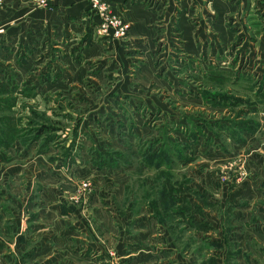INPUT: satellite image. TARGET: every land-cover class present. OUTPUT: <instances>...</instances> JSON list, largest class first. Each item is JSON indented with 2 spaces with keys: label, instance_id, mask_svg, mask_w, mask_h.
<instances>
[{
  "label": "rangeland",
  "instance_id": "1",
  "mask_svg": "<svg viewBox=\"0 0 264 264\" xmlns=\"http://www.w3.org/2000/svg\"><path fill=\"white\" fill-rule=\"evenodd\" d=\"M58 1L0 0V264H264V0Z\"/></svg>",
  "mask_w": 264,
  "mask_h": 264
},
{
  "label": "crops",
  "instance_id": "2",
  "mask_svg": "<svg viewBox=\"0 0 264 264\" xmlns=\"http://www.w3.org/2000/svg\"><path fill=\"white\" fill-rule=\"evenodd\" d=\"M18 1V0H17ZM30 0H27L26 5L29 6ZM112 3L114 13H120V11L124 10V8L128 9V17H132L136 15V19H138L139 27H144L146 24L143 22L151 17L150 13H146L144 11V7L142 2L143 0H109ZM129 3L127 4V2ZM24 4V2H23ZM57 5V6H55ZM55 8H51L49 10H40L37 13H34L33 18H49L50 21L56 16L60 18L57 23H62L65 25H71V27H77V29H86L89 27L92 28L96 26L97 19L94 21L86 18V10L88 8V0H60L57 4H55ZM15 10L21 11L23 6L18 4H14L12 6ZM20 8V9H18ZM83 20H80V18ZM151 19V18H150ZM70 20V21H68ZM38 21V19H37ZM53 23V21H52ZM63 24H61L63 26Z\"/></svg>",
  "mask_w": 264,
  "mask_h": 264
},
{
  "label": "built area",
  "instance_id": "3",
  "mask_svg": "<svg viewBox=\"0 0 264 264\" xmlns=\"http://www.w3.org/2000/svg\"><path fill=\"white\" fill-rule=\"evenodd\" d=\"M52 0H41V5H47ZM92 9L95 11L97 19L100 21L98 32L99 34H109L116 39H121L125 36L127 26L110 10L107 3L102 0H93Z\"/></svg>",
  "mask_w": 264,
  "mask_h": 264
}]
</instances>
